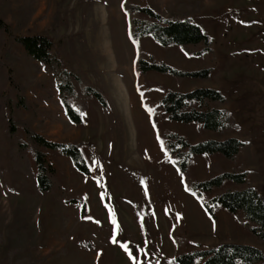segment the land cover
<instances>
[{
    "label": "rangeland",
    "instance_id": "374dc122",
    "mask_svg": "<svg viewBox=\"0 0 264 264\" xmlns=\"http://www.w3.org/2000/svg\"><path fill=\"white\" fill-rule=\"evenodd\" d=\"M131 1L163 14L168 7L200 4L193 19L212 38L214 53L190 54L184 46H163L152 36L134 41L126 0H0V17L12 28L0 35V63L5 65L0 74V264H177L181 252L223 242L264 250L234 213L217 205L215 219L205 209L187 188L161 135L168 129L192 142L239 138L244 145L236 162L220 153L195 154L192 173L205 180L243 165L264 195V0ZM41 32L63 40V59L80 64L105 96V102L88 99L81 125L66 115L54 77L15 37ZM139 48L149 61L165 60L181 69L211 66L210 76L138 73ZM200 87L222 91L227 102L219 106L230 110L237 128L221 134L204 130L199 122L169 119L159 104L163 94ZM9 118L29 121L50 140L81 142L90 174L60 151L40 147L60 183L54 192L40 191L31 146L24 153L34 177L13 166L10 149L19 156V142L27 136L19 125L9 133ZM234 187L226 182L204 196ZM22 207L28 209V228L11 235L8 230ZM212 217L219 223L214 235L193 232L207 227Z\"/></svg>",
    "mask_w": 264,
    "mask_h": 264
},
{
    "label": "trees",
    "instance_id": "16d2710c",
    "mask_svg": "<svg viewBox=\"0 0 264 264\" xmlns=\"http://www.w3.org/2000/svg\"><path fill=\"white\" fill-rule=\"evenodd\" d=\"M194 4L196 6L181 4L177 8L168 7L167 14H163L149 5L126 0L130 35L138 43L143 37L152 36L163 46H184L190 54H213L212 38L193 19V15L201 9L200 4L196 2ZM58 21L59 15L53 23V30L57 28ZM11 32L10 24L0 17V35ZM15 37L23 44L29 55L42 63L46 71L54 77L66 115L74 124L83 123L82 112L86 110L91 96L98 97L102 102L106 101L103 92L93 85L80 64L72 61L66 63L63 59L62 54L65 52L63 40L57 42L46 32ZM196 47L200 48L195 49ZM10 56L15 62L19 61L17 56L12 54ZM4 68V63H0L1 75L4 74ZM136 69L141 74L153 70L175 77L207 79L212 67L181 69L165 60L149 61L145 58L143 49L139 48ZM10 77L9 74L8 78ZM226 102L225 95L218 87H200L186 92L169 89L163 94L159 104L171 120L199 122L204 130L225 134L238 127V122L230 110L226 106H219ZM9 122L12 124L9 133H13L19 125L27 136L26 140L19 142L21 151L18 153L19 156L13 148L10 149L13 166L34 177L32 164L24 153L31 146L37 166L36 178L40 191L54 192L60 186L55 168L48 162L47 152L40 147L60 151L73 160L80 172L90 174V167L81 150V142L62 143L50 140L38 133L27 120L9 118ZM161 135L173 163L185 176L187 188L203 200L209 213L217 219L216 206H223L234 213L259 242L264 243V195L250 181L248 170L240 165L233 171L211 173L207 179L199 180L190 168V157L195 154L220 153L236 162L244 142L234 136L192 142L187 136L168 129ZM226 182H231L235 187L221 191L211 198L204 196V193L213 189L223 188ZM28 221V209L20 208L14 216L9 233L15 235L27 230ZM175 261L177 264H264V250L252 244L223 242L208 248L181 252L176 255Z\"/></svg>",
    "mask_w": 264,
    "mask_h": 264
},
{
    "label": "crops",
    "instance_id": "0c3cea01",
    "mask_svg": "<svg viewBox=\"0 0 264 264\" xmlns=\"http://www.w3.org/2000/svg\"><path fill=\"white\" fill-rule=\"evenodd\" d=\"M195 194V193H194ZM203 202V201H202ZM204 204V203H203ZM205 209H206V207H205ZM224 209V208H223ZM223 211H225V210H223ZM208 212V211H207ZM210 215V214H209ZM225 215H227L226 214V211H225V213H224V215H223V217H224V219H225V217L227 218L228 216H225ZM218 216H221V214H219L218 213ZM219 227V223H217L216 222V220L212 217V220H209V224H208V226L207 227H202V229H200V230H195V229H192L193 230V232H195L196 234H198L199 233V235L200 234H202L203 235V237H205L206 235H208V236H212V235H214L215 233H216V228H218ZM223 231V230H222ZM217 243H215V245H216ZM247 244V243H246ZM254 245V244H253Z\"/></svg>",
    "mask_w": 264,
    "mask_h": 264
},
{
    "label": "bare ground",
    "instance_id": "6f19581e",
    "mask_svg": "<svg viewBox=\"0 0 264 264\" xmlns=\"http://www.w3.org/2000/svg\"><path fill=\"white\" fill-rule=\"evenodd\" d=\"M121 96V98H122V100H123V103H125V105L128 107V102H126V98H125V94H122V95H120ZM125 101V102H124ZM123 106H124V104H123Z\"/></svg>",
    "mask_w": 264,
    "mask_h": 264
},
{
    "label": "snow or ice",
    "instance_id": "6c2138e0",
    "mask_svg": "<svg viewBox=\"0 0 264 264\" xmlns=\"http://www.w3.org/2000/svg\"><path fill=\"white\" fill-rule=\"evenodd\" d=\"M149 111H152L151 109H149ZM194 194V193H193ZM113 223H115V220H113ZM119 228V226L117 225V229ZM113 242L115 243V236L113 237ZM125 249L127 250V244L124 245Z\"/></svg>",
    "mask_w": 264,
    "mask_h": 264
}]
</instances>
